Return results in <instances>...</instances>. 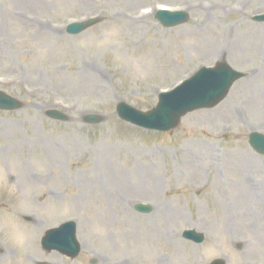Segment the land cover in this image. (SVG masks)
Listing matches in <instances>:
<instances>
[{"label":"rangeland","instance_id":"1","mask_svg":"<svg viewBox=\"0 0 264 264\" xmlns=\"http://www.w3.org/2000/svg\"><path fill=\"white\" fill-rule=\"evenodd\" d=\"M159 7L188 20L163 27ZM260 13L264 0H0V90L25 102L0 111V264H264V156L247 142L264 134ZM90 17L99 21L82 33L65 31ZM219 61L246 75L174 129L117 116V102L148 110ZM49 108L69 120L47 118ZM90 113L104 120L85 124ZM70 219L77 257L44 252V231Z\"/></svg>","mask_w":264,"mask_h":264},{"label":"water","instance_id":"2","mask_svg":"<svg viewBox=\"0 0 264 264\" xmlns=\"http://www.w3.org/2000/svg\"><path fill=\"white\" fill-rule=\"evenodd\" d=\"M156 19L164 26H175L185 22L188 18L183 11L169 12L159 11L155 15ZM255 19L264 20V15H259ZM96 20L91 19L84 23L69 25L67 31L78 33ZM244 76L243 73L233 70L225 62H219L215 67H202L190 79L170 92L159 95L157 105L150 111L141 112L119 102L117 105L118 115L131 123L149 128L166 131L174 128L182 115L196 108L211 107L217 104L227 93L231 84L238 78ZM23 104L0 92V109H19ZM47 115L53 119L67 120V116L56 110L47 111ZM103 118L96 115H88L84 121L97 123ZM250 146L260 154L264 155V135L259 132H251L248 140ZM135 209L148 212L150 208L141 204H136ZM183 237L200 242L203 235L193 230L183 232ZM41 246L45 250H57L63 254L74 257L80 250L75 239V224L67 222L60 227L49 229L41 239ZM211 264H223L221 260H215Z\"/></svg>","mask_w":264,"mask_h":264},{"label":"bare ground","instance_id":"3","mask_svg":"<svg viewBox=\"0 0 264 264\" xmlns=\"http://www.w3.org/2000/svg\"><path fill=\"white\" fill-rule=\"evenodd\" d=\"M128 19H129V22L133 21L135 23L136 21H140L141 18L134 16V17H132V19L130 17ZM204 44L207 45V43H204ZM223 52H224V50H221L219 53H223ZM92 70H91V72H92ZM94 177H95L94 181L96 180V190H98L100 193L103 194L104 193V185H103V183L100 182L99 179H97L95 175H94ZM108 179L111 181V178L108 177ZM82 181H84V180H82ZM85 189H87V188H85ZM102 196L105 198V194H103ZM143 255H145V258L149 259L150 255H151V252H143Z\"/></svg>","mask_w":264,"mask_h":264}]
</instances>
